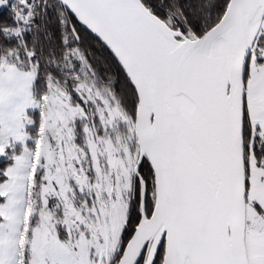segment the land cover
<instances>
[{
    "label": "snow or ice",
    "instance_id": "snow-or-ice-1",
    "mask_svg": "<svg viewBox=\"0 0 264 264\" xmlns=\"http://www.w3.org/2000/svg\"><path fill=\"white\" fill-rule=\"evenodd\" d=\"M0 264H264V0H0Z\"/></svg>",
    "mask_w": 264,
    "mask_h": 264
}]
</instances>
